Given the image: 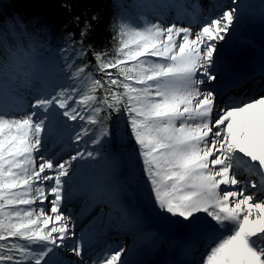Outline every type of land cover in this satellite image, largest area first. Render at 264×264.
<instances>
[{"label":"snow or ice","instance_id":"6c2138e0","mask_svg":"<svg viewBox=\"0 0 264 264\" xmlns=\"http://www.w3.org/2000/svg\"><path fill=\"white\" fill-rule=\"evenodd\" d=\"M132 7L110 51L84 46L87 25L59 50L22 21L0 29V264H130L122 245L88 258L104 217L134 237L154 219L182 233V264H264V58L232 67L242 0L198 29L166 22L184 16L172 0ZM74 195L99 206L79 234Z\"/></svg>","mask_w":264,"mask_h":264},{"label":"trees","instance_id":"16d2710c","mask_svg":"<svg viewBox=\"0 0 264 264\" xmlns=\"http://www.w3.org/2000/svg\"><path fill=\"white\" fill-rule=\"evenodd\" d=\"M132 1L0 0V29H8L22 21L29 33L44 40V34L37 32V29L46 26L50 33L49 43L54 49L59 50L69 34L74 40L79 41L81 32L87 25L84 46L91 45L96 51H110L116 44L112 39L115 34L113 24ZM87 59L95 72V61L91 54ZM96 78L102 76L96 72ZM115 118L114 115L113 119Z\"/></svg>","mask_w":264,"mask_h":264},{"label":"rangeland","instance_id":"374dc122","mask_svg":"<svg viewBox=\"0 0 264 264\" xmlns=\"http://www.w3.org/2000/svg\"><path fill=\"white\" fill-rule=\"evenodd\" d=\"M246 1H248L250 3V5L255 7V8H253V10H249V9L247 10V8L244 7V10H245V13H246L245 19L247 18L248 20H250L249 23L250 22L253 23L254 20L258 19L261 22V24H263L264 22H262V20H261V14L264 13V0H246ZM135 18H133V19H135ZM183 24L184 23H178L179 26H183ZM245 24H247V23L244 20V24L241 27V32L243 31V28H244ZM259 32H262V35L264 34V30L263 29H258L257 33H259ZM53 135H54V132H53ZM132 196H134V199L137 198V194L136 193L134 195L132 193ZM101 220L103 221V219H101ZM154 221L156 223L158 222L155 219H154ZM157 225H158V223L155 224L156 227H157ZM157 228H159L161 231L164 232V229L160 225H158Z\"/></svg>","mask_w":264,"mask_h":264},{"label":"bare ground","instance_id":"6f19581e","mask_svg":"<svg viewBox=\"0 0 264 264\" xmlns=\"http://www.w3.org/2000/svg\"><path fill=\"white\" fill-rule=\"evenodd\" d=\"M195 29H198V28H195ZM243 46H245V45H243ZM242 46V47H243ZM236 50H238V49H234L233 51H232V53H231V55H233L234 54V52L236 51ZM60 147V146H59ZM59 147L55 150V151H58L59 150ZM88 225V223H85L83 226L85 227V226H87ZM158 243H162V245H163V248L164 249H166V252H167V254H173V255H175V256H178V253H177V251L175 250V248H174V243H165L161 238H158ZM151 240H149L148 242H147V244H144V245H142V246H140V249L144 252V251H147V250H149L150 249V247H151ZM126 250H128V248L126 249ZM69 253L70 252H64V256L66 257V258H68L69 257ZM159 264H161V263H159Z\"/></svg>","mask_w":264,"mask_h":264}]
</instances>
